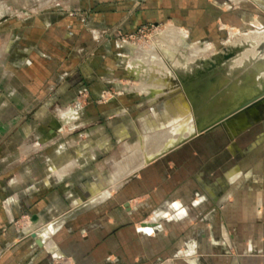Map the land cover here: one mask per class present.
<instances>
[{
  "label": "crops",
  "instance_id": "crops-1",
  "mask_svg": "<svg viewBox=\"0 0 264 264\" xmlns=\"http://www.w3.org/2000/svg\"><path fill=\"white\" fill-rule=\"evenodd\" d=\"M84 1L0 0V264H264V121L230 112L209 168L140 173L196 137V126L184 93L171 79L153 80L147 57L140 81L123 91L146 94L152 83L180 93L162 115L133 121L108 88L122 82L113 71L122 55L107 49L112 27L129 34L174 22L196 40L220 25L242 27L251 1L264 0ZM71 10L89 11L95 24ZM247 56L230 64L254 68L260 86L264 54ZM248 112L258 118L256 107ZM138 125L145 132L120 155Z\"/></svg>",
  "mask_w": 264,
  "mask_h": 264
},
{
  "label": "rangeland",
  "instance_id": "rangeland-1",
  "mask_svg": "<svg viewBox=\"0 0 264 264\" xmlns=\"http://www.w3.org/2000/svg\"><path fill=\"white\" fill-rule=\"evenodd\" d=\"M96 1L85 0L84 2H89L91 5L97 7V4L95 5ZM81 2L78 3V6H81ZM251 3V10L247 11L248 14L250 13V18H247L242 27L232 25L223 27L220 25L219 27L222 30L219 32H207V35H204V37L198 34V39L196 40L190 36L187 29H185L186 31L184 27L181 29L174 22H162L156 25L142 26L134 33L129 34L123 33L116 27L110 28V31L107 32L109 39L112 40V47H108L107 49L112 52V55L115 53L122 55L121 58H118L116 70H113L117 72V77L122 82L117 87L110 84L108 88L113 91L117 88L116 91L120 93L118 99H121L125 108H132L128 112V116L133 121L138 120L142 122V119H149L151 121L154 119L155 113L162 115L164 104L169 98L168 96H171V99H173L175 93L178 95V93L182 92L188 100V108L196 126L195 131L196 133L199 132L197 134L198 138L196 136L192 137L196 138L195 140L190 141L192 138L186 140L181 145V148H178L180 145L175 148L178 150L173 149L170 152H164L159 158L151 161L150 166L140 169V173L144 171H165V168L170 169L169 171H196L197 168L200 171L201 167L209 168V165H206L216 154L217 141L221 142V133L223 134L224 132L219 128L220 133L217 135V129L208 132L205 130L220 117L236 109L243 101L251 99L257 94L264 93V80L259 81L260 86H257V73L254 68L247 67L246 64L245 66L244 64L237 65V67H233L230 64L237 55L240 56L246 52L249 55L247 56L248 58L245 57L247 61L249 59L253 60L252 58H255V56L264 54V35H259L258 29L252 24V22L256 21L262 26L261 30H264V6L253 1ZM1 9V13H3V5H1ZM223 9H226V7ZM18 12L21 13L23 11L19 10ZM68 13L74 15L76 21L95 24L93 16L89 15V11H85V14H83L82 11L71 10ZM182 31L186 33V38ZM260 37L262 39L255 45L253 39ZM97 41L96 43L98 44L100 41L99 36L97 37ZM102 41L103 38L101 39ZM115 45L118 47H115ZM179 48L181 49L179 50ZM100 49V47L96 46V48L91 50L89 59L92 64L99 57ZM159 50L160 52L165 50L163 53H166H160ZM184 56H191V60H189L190 58L186 59L187 57ZM137 57L139 58V62L136 60ZM146 57L150 59V68L148 67L150 71L147 73H150L151 78L153 80L165 79L167 81L171 79V82H175L179 86L177 88H179L180 92L173 90L170 94L167 88L152 83H150L152 87L149 88L146 94L134 90L123 91L128 82L140 81L141 71L147 69L145 62H143ZM130 60L132 61L131 66L128 64ZM189 61L192 64H189ZM185 64L188 67H185ZM108 68H110L109 65ZM148 77L149 75L143 74V79H147ZM79 100L82 102L81 99ZM256 109L258 118L254 119L252 116H248L250 124L258 120L264 121V103L259 104ZM134 130V132L124 134L126 138L117 147L119 154L123 152L125 143L133 146L138 141V134L143 135L145 132L140 125ZM169 131L175 134L173 133V128ZM211 133H214L215 136H212ZM241 133H239V136L243 134ZM217 136L220 137L218 140ZM211 137L214 138L212 139ZM212 141L213 144L210 143ZM232 146V143H230L229 146L224 145L223 149L219 148V150L222 152L226 147L231 148ZM119 154H117V160L121 158L119 157L121 154ZM111 167L112 165L108 166L110 169ZM107 172L109 176L111 171ZM140 173L137 172L130 175L125 178L126 180L124 179V182L129 183L132 177Z\"/></svg>",
  "mask_w": 264,
  "mask_h": 264
},
{
  "label": "water",
  "instance_id": "water-1",
  "mask_svg": "<svg viewBox=\"0 0 264 264\" xmlns=\"http://www.w3.org/2000/svg\"><path fill=\"white\" fill-rule=\"evenodd\" d=\"M261 97H264V93L257 94L255 96H253L251 99L243 101L241 104H239L237 106L236 109H234V110H232L230 112H233V111H236V110H239V109H243V111L245 112V115H246V119L248 121V116H251V114L248 112L249 107H251V106L257 107L259 104L264 103V102L261 101ZM229 113H226L225 115L220 117L214 124L209 126L205 131L208 132V131H211L213 129H218V128H221V129H223L225 131V129H224V121L227 119ZM248 124H249V122H248ZM198 134H199V132H198ZM32 220H34V217H33Z\"/></svg>",
  "mask_w": 264,
  "mask_h": 264
},
{
  "label": "bare ground",
  "instance_id": "bare-ground-1",
  "mask_svg": "<svg viewBox=\"0 0 264 264\" xmlns=\"http://www.w3.org/2000/svg\"><path fill=\"white\" fill-rule=\"evenodd\" d=\"M247 38H248V37H247ZM257 39H258V41H259V40H261L262 38H260V39L257 38ZM257 39H256V40H257ZM256 40H255V42H256ZM243 41H244V40H243ZM175 44H177V43H175ZM167 45H168V44H167ZM178 45L181 47L180 44H178ZM168 46H169V45H168ZM168 46H167V47H168ZM175 46H177V45H175ZM179 46H178V47H179ZM164 47H165V46H164ZM180 49H181V48H179V50H180ZM165 50H166V49H165ZM165 50H163V52H164ZM191 50H192V48H191ZM193 50H194V49H193ZM195 50H196V49H195ZM170 51H171V50H170ZM172 51H173V50H172ZM159 52H160V50H159ZM163 52H160V53H163ZM181 52H182V51H181ZM165 53H166V52H165ZM165 53H163V54H165ZM156 54H157V53H156ZM188 54H189V53H188ZM188 54H186V55H188ZM161 55H162V54H161ZM190 55H191V54H190ZM192 56H193V55H192ZM184 57H187L186 59H189V58H190L189 60H191V56H189V57H188V56H184ZM181 61H182V60H181ZM187 61H188V60H187ZM192 61H193V60H192ZM243 61H244V60H243ZM193 62H194V61H193ZM188 63H189V64H192V62H190V61H189ZM194 63H195V62H194ZM230 63H231V62H230ZM256 63H258V62H256ZM260 65H261V64H260ZM191 66H192V65H191ZM254 66H255V65H254ZM183 67H184V65H183ZM185 67H188V65L186 66V64H185ZM185 67H184V68H185ZM258 67H259V66H258ZM189 68H190V67H189ZM232 68H233V67H232ZM184 70H185V69H184ZM186 70H187V69H186ZM259 84H260V83H259ZM144 85H146V84H143V87H144ZM147 86H149V85H147ZM143 87H142V88H143ZM145 87H146V86H145ZM176 87H177V86H176ZM178 99H179V98H178ZM178 99H176V101H177ZM181 99H182V98H181ZM182 102H183V101H182ZM181 104H182V103H181ZM185 105H186V104H185ZM170 112H171V111H170ZM175 112H176V111H175ZM179 112H180V111H179ZM190 116H191V115H190ZM180 118H181V117H180ZM190 122H191V121H190ZM225 123H226V121H225ZM172 125H173V124H172ZM179 126H180V125H179ZM189 126H190V125H189ZM182 127H183V126H182ZM190 127H191V126H190ZM165 128H166V127H165ZM175 128H176V127H175ZM187 128H188V130H186ZM187 128H186V129L184 128L186 131H184V129H181V131H183V132H185V133L188 132V131H190V130H189V127H187ZM192 128H193V127H192ZM170 132H171V131H170ZM177 132H178V130H177ZM188 133H190V134L192 133V134H193V132H188ZM186 134H187V133H186ZM197 134H198V132H197L194 136H196ZM158 135H159V134H158ZM182 135H183V133H182ZM171 136H172V135H171ZM174 136H175V135H174ZM178 136H179V133H178ZM180 136H181V135H180ZM189 136H190V135H189ZM191 136H192V135H191ZM192 137H193V136H192ZM187 138H188V136H187ZM162 140H163V139H162ZM168 140H169V139H168ZM160 141H161V140H160ZM174 143H175V142H174ZM172 144H173V143H172ZM161 146H162V145H161ZM169 146H171V145H169ZM162 147L165 149L164 146H162ZM159 148H161V147H159ZM164 149H163V150H164ZM166 149H167V148H166ZM163 150H162V151H163ZM157 151H158V150H157ZM159 153H160V152H159ZM145 160H146V159H145ZM145 160H144V161H145ZM145 162H147V161H145Z\"/></svg>",
  "mask_w": 264,
  "mask_h": 264
},
{
  "label": "built area",
  "instance_id": "built-area-1",
  "mask_svg": "<svg viewBox=\"0 0 264 264\" xmlns=\"http://www.w3.org/2000/svg\"><path fill=\"white\" fill-rule=\"evenodd\" d=\"M139 31H141V30H139Z\"/></svg>",
  "mask_w": 264,
  "mask_h": 264
}]
</instances>
